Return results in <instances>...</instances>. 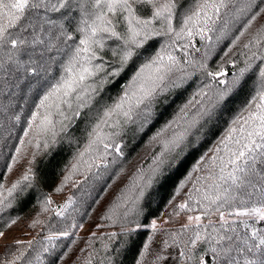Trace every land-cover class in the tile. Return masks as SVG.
<instances>
[{
	"label": "trees",
	"instance_id": "obj_1",
	"mask_svg": "<svg viewBox=\"0 0 264 264\" xmlns=\"http://www.w3.org/2000/svg\"><path fill=\"white\" fill-rule=\"evenodd\" d=\"M226 3L227 7L221 9L214 31L208 32L204 39L194 35L190 41L177 40L170 50L174 51L182 63L190 59L196 66L204 63L208 71L222 69L229 75L219 79L230 81L231 74L238 73L245 66L250 53L243 45L258 30L264 28V13L257 16L251 28L235 46L232 41L248 20L264 6V0H226ZM179 4L173 21L176 29L180 26L183 12L194 7L195 0H179ZM250 5L252 6L249 7ZM145 12L150 15V10ZM59 15L55 14L57 17ZM65 24L67 26V21ZM154 27H159V22ZM12 31L18 32L19 29ZM31 31L32 29H28L20 35L22 38L29 36ZM40 35L47 39L43 33ZM76 36L78 38L79 34ZM169 43L171 37L163 35L148 41L139 50L141 55L135 57L119 77H109L112 82L99 90L90 108H84L81 115L71 122L64 121L68 125L66 130L61 131L59 121L63 118L53 109L51 119L57 132L54 143L51 132H37L35 123L29 128V118L36 111V105L44 93L62 75H66L61 64L67 53L53 50L41 57L39 53L42 46L39 45L19 52L10 49V46L0 49V233L20 232L29 237L0 244V264H86L89 260L91 264H138L144 244L148 242L149 236H153L152 229H141L142 227L155 218L177 215L176 213L199 214L182 212L178 207L186 201L193 203L188 200L189 193L193 191L192 185L197 176L207 175L206 172H194L193 169L201 158L207 162L214 154L213 150L231 120L239 115L254 94L253 82L249 83L243 93H229L225 103L216 109L215 117L206 127L189 138L190 142L183 147L177 158H170V163L164 165L162 174L146 188L145 196L136 205V211L131 212L127 218L122 215L126 208L121 198L127 200L128 207H131L128 198L152 175L155 167L153 157L163 150L162 145L153 141L152 137L175 117L184 103L209 83L210 78L204 71L186 66L191 75L181 87L168 93V103L158 107L157 114L143 128L137 124L125 125L123 130L118 127H103V133L112 134L111 140L114 141L103 162L95 159L98 151H103V146L89 147L94 138L89 133L103 108L118 102L136 70ZM185 44L186 48L183 47ZM109 45L114 47L111 41ZM185 52L188 56L184 55ZM105 61H111L110 52L105 56ZM260 63L257 61L256 65L259 66ZM222 87L224 86L213 83L212 90ZM61 108L71 115L67 105H62ZM161 112L163 115H160ZM36 123H39V118ZM115 144L120 145L121 154L113 150ZM94 160L95 164L103 163L107 167L97 168L93 164ZM89 165L93 166L90 168ZM189 174L192 180H188ZM25 176L29 179L25 180ZM182 183L185 184L184 188H180ZM253 183H256L255 178ZM13 185L17 187L9 195ZM52 193L71 194L75 198L64 216L57 215L59 212L50 206L49 196ZM117 204L121 206L110 212ZM110 215L111 219L108 218ZM84 224L91 226L94 231L85 235L71 234L74 227ZM122 224L132 230L126 231ZM137 224L140 225L139 228L136 227ZM249 224L264 231V221L251 220ZM235 226L242 236L247 233L250 242H253L250 238L251 227L245 229L239 223ZM182 228L183 226L157 228L144 264H151L155 253L162 250L163 241L170 239L171 233ZM99 230L101 232H96ZM202 248L206 246L198 245L197 251ZM178 252L179 249L169 248L165 255H178ZM205 259L210 262L212 254L209 252ZM160 264H169V261H162ZM189 264H195V261Z\"/></svg>",
	"mask_w": 264,
	"mask_h": 264
},
{
	"label": "snow or ice",
	"instance_id": "obj_2",
	"mask_svg": "<svg viewBox=\"0 0 264 264\" xmlns=\"http://www.w3.org/2000/svg\"><path fill=\"white\" fill-rule=\"evenodd\" d=\"M179 6V0H0V49L10 46V49L19 52L39 45L42 46L41 57L53 50L67 53L61 64L66 75H62L44 93L36 105V111L29 118V128L35 123L37 132H51L54 143L57 132L51 119L53 109L63 118L59 121L61 131L66 130L68 125L64 121L71 122L81 115L84 108H90L99 90L112 82L109 77H119L129 63L141 55L139 50L148 41L161 35L171 37V43L136 70L118 102L104 107L92 127L89 135L94 138L89 147L103 146V151H98L95 158L101 162L114 144L112 134L103 133L104 126L123 130L125 125L137 124L143 128L157 114L156 109L168 103V93L181 87L191 75L186 66L196 67L197 71H204L210 78L209 83L184 103L175 117L152 137L153 141L162 145L163 150L153 157L155 167L152 175L128 198L131 207H128L127 200L121 198L126 208L122 214L125 218L136 211V205L145 196L146 188L162 174L170 158H177L190 142L189 138L215 117L216 109L225 103L229 93H243L253 82L254 94L239 115L231 120L213 150L214 154L207 162L201 158L193 169L207 175L196 177L193 191L188 196L193 203L186 201L178 207L182 212L199 214L187 216V223L180 231L171 233L170 239L163 241L162 250L155 253L151 264L162 261H169V264H189L192 261L195 264H264V231L249 224V220L264 221V28L243 45L250 53L245 66L238 73H232L230 81H225L219 77L229 74L222 69L208 71L204 63L196 66L190 59L182 63L170 49L177 40L190 41L194 35L204 39L208 32L214 31L221 9L227 7L226 0H195V6L183 12L180 26L176 29L173 21ZM145 10H150V15ZM142 12L145 14L141 15ZM56 13L60 15L57 17ZM261 13H264V6L243 26L232 41L233 46ZM156 22H159V27H154ZM15 28L19 31L13 32ZM28 29H32L31 33L22 38L20 33ZM41 33L47 39H43ZM76 34H79L78 38ZM109 41L114 47L109 45ZM183 47L186 48L187 44ZM109 52L111 61L106 62L105 56ZM184 55L188 56V53ZM257 61L261 62L259 66L256 65ZM213 83L224 87L213 91ZM62 105H67L71 115L62 110ZM38 118L39 123H36ZM168 133L170 135H166ZM113 150L121 154L119 144H115ZM92 166L89 165L90 168ZM95 166L107 167L103 163ZM253 178L256 183H253ZM24 179L29 178L25 176ZM188 180H192L191 174ZM16 187L13 185L8 194L11 195ZM184 187L182 183L180 188ZM120 206L114 205L110 212ZM213 217H218V221ZM108 218L111 219V215ZM205 218L206 223L203 222ZM237 223L245 229L252 228L250 238L254 243L250 242L247 233L243 236L240 234L235 226ZM122 228L132 230L123 224ZM151 229L154 236L157 231L155 221ZM153 236H149L144 244L138 264H144ZM198 245H205L206 248L197 251ZM169 248L179 249L178 255H165ZM209 252L212 254L210 262L205 259ZM86 264H91V261Z\"/></svg>",
	"mask_w": 264,
	"mask_h": 264
},
{
	"label": "rangeland",
	"instance_id": "obj_3",
	"mask_svg": "<svg viewBox=\"0 0 264 264\" xmlns=\"http://www.w3.org/2000/svg\"><path fill=\"white\" fill-rule=\"evenodd\" d=\"M52 198H57L61 201H64L65 205H67L68 207L67 208L68 210L70 206H72L73 203L75 202V198L71 194L52 193L49 196L50 206H51L50 201ZM68 210L65 212H59V211H56V212H59L61 216H64L68 212ZM193 215H197V214H193ZM187 216L188 215H171V216H163V217L155 218L148 225L142 227L141 229H151V224L153 221H155L157 228L171 227V226H183L184 224L187 223ZM213 219L218 221V217H213ZM93 231L94 229L91 226L84 224V225H79V226L74 227V229L71 231V234L72 235H85V234H90ZM96 232H101V231L99 230ZM2 234L3 235H0V244L19 241V240H25L29 238L28 236L21 234L20 232H4Z\"/></svg>",
	"mask_w": 264,
	"mask_h": 264
},
{
	"label": "built area",
	"instance_id": "obj_4",
	"mask_svg": "<svg viewBox=\"0 0 264 264\" xmlns=\"http://www.w3.org/2000/svg\"><path fill=\"white\" fill-rule=\"evenodd\" d=\"M50 202H51V206L54 208L55 211L65 212L68 210L67 209L68 207H65L64 201H61L57 198H52Z\"/></svg>",
	"mask_w": 264,
	"mask_h": 264
}]
</instances>
